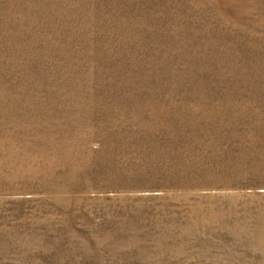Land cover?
<instances>
[{
    "label": "rangeland",
    "instance_id": "obj_1",
    "mask_svg": "<svg viewBox=\"0 0 264 264\" xmlns=\"http://www.w3.org/2000/svg\"><path fill=\"white\" fill-rule=\"evenodd\" d=\"M0 264H264V0H0Z\"/></svg>",
    "mask_w": 264,
    "mask_h": 264
}]
</instances>
